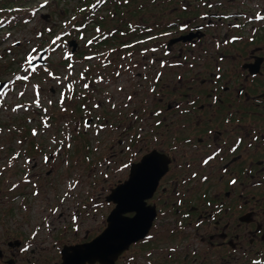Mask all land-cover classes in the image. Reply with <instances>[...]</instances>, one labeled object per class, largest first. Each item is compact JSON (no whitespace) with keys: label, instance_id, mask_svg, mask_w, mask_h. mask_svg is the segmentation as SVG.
<instances>
[{"label":"rangeland","instance_id":"obj_1","mask_svg":"<svg viewBox=\"0 0 264 264\" xmlns=\"http://www.w3.org/2000/svg\"><path fill=\"white\" fill-rule=\"evenodd\" d=\"M85 1H30L33 7L28 9V15L25 9L19 12L22 23L0 28V79L10 80L0 93V248L5 256H15V264L58 262L64 242L85 239L105 227V217L114 202L104 195L118 178L128 173L127 166L122 164L132 148L127 144L132 131L140 130L139 124L144 126L142 131L152 128L150 108L163 102L158 99L159 88L188 86L194 84L189 81L191 74L204 76L210 72L209 66L199 62L191 67L185 63L173 65L168 60L174 57L159 50L157 57L164 56L166 62H156L151 67L152 72L155 68L159 72L152 86L147 78L150 68L142 63L143 54L116 47L121 46L114 38L119 31L116 26L121 24L118 18L104 16L107 4L94 5L89 13L73 22L80 18L78 6L82 7ZM228 2L225 11L236 13V20L248 18L243 39L235 45L229 39L223 42L221 31L227 28V20H235V14L224 20L221 14L222 18H215L208 31L217 29L220 33L207 36V42L214 49L212 57L217 52L216 43L235 54L223 56L220 62L222 67L235 71L244 59L243 53L259 41L257 37L251 40L248 34L264 28V0ZM146 4H150L146 14L155 10L175 11L170 3ZM100 15L102 19L95 20ZM122 27L125 30L126 26ZM70 37L76 40L73 50L67 40ZM261 44L264 46V41ZM178 46L179 43L173 44L172 56L177 54ZM43 48L46 60L29 64L32 55ZM192 117L191 113L186 117L188 130L195 125ZM158 126L159 134L168 135L171 130L182 134L175 124L161 122ZM174 140L182 143L174 153L185 152L184 163L188 160L197 165L194 157L189 156L191 145ZM213 179H204L205 186H211ZM164 196L159 193L157 198H148L158 200L160 210L166 211V215H156L151 227L153 235L147 237L151 241L132 243L122 251L118 264L123 260L126 264L218 262L213 258L217 256L214 246L209 250L203 236L212 230V225L204 222L194 228L190 215L180 216L181 210L175 209ZM254 203L259 209L264 206L260 200ZM176 217L186 223L181 224ZM237 228L242 230L241 226ZM9 239H18L19 244L8 245ZM5 262L0 257V264Z\"/></svg>","mask_w":264,"mask_h":264},{"label":"flooded vegetation","instance_id":"obj_2","mask_svg":"<svg viewBox=\"0 0 264 264\" xmlns=\"http://www.w3.org/2000/svg\"><path fill=\"white\" fill-rule=\"evenodd\" d=\"M199 14L185 22L182 30L171 28L169 33H165L167 39L164 38L160 44L154 39L150 47L136 49L145 53L146 59L142 63L150 68L147 78L152 74L151 67L157 62L156 46L162 54L174 57L168 60L173 65L185 63L191 67L199 62L200 65L209 66L210 72L204 76L191 74L189 81H194V84H180L176 88L167 85L157 90L160 93L157 98L163 102H157L150 108L152 128L142 131L144 126L139 124L140 130L132 131L127 144L129 148L132 145L133 149L128 158H124L122 166L126 165L129 173L131 162L141 160L149 151L161 153L167 161L151 195L165 194L164 199L170 201L175 209L181 210L180 216L190 215L191 221L195 222L194 228L204 222L212 225V230L203 236L209 250L214 246L217 256L213 258L218 262L209 263L264 264V206L259 209L254 203L259 200L264 202V46L261 44L264 41V28L256 34V30L248 34L251 40L257 37L259 41L243 53L244 59L238 67L234 66L233 71L220 63L223 56H235L232 51H226L216 43L217 52L212 57L214 49L209 48L207 36L219 35L220 32L217 29L208 32L211 29L208 24L213 17L205 16L204 11ZM236 19L225 23L228 26L221 31L223 42L229 39L235 45L243 39L248 29L247 19L246 25ZM231 24L234 28L229 32ZM200 28L204 29L201 35L196 32ZM186 31L190 34L189 39L175 38ZM175 43H179L178 52L172 56ZM162 60L166 61L165 58ZM158 76L156 73L149 78L152 86H155ZM198 80L201 84L196 85ZM164 93H168L166 98ZM190 113L195 125L188 130L185 127L188 124L186 117ZM161 122L164 125H177L182 134L177 135L172 130L168 135L163 132L159 134L158 124ZM148 136L150 138L145 139ZM174 139L191 145L189 156H193L199 166L191 165L188 160L186 165L183 161L185 152L182 155L174 153L182 144ZM128 173L116 181L125 179ZM207 178H214L211 186H205L204 179ZM148 198L146 200L153 203L157 210L155 217L164 212L160 210L158 200ZM237 208L241 210L238 212ZM175 220L183 225L186 223L180 217ZM240 226L241 231L237 228ZM5 253L3 250L0 255L3 260L8 257ZM13 257L12 264H15Z\"/></svg>","mask_w":264,"mask_h":264},{"label":"water","instance_id":"obj_3","mask_svg":"<svg viewBox=\"0 0 264 264\" xmlns=\"http://www.w3.org/2000/svg\"><path fill=\"white\" fill-rule=\"evenodd\" d=\"M69 42L73 48L76 47L75 38L70 37ZM44 50L33 54L31 62H43ZM7 83V79H0V92ZM162 156L161 153L149 151L141 160L131 162L127 177L111 186L105 195L115 202L107 212L105 227L89 239L64 242L59 250L61 259L53 264H86L91 261L114 264L122 249L128 247L132 240L146 235L157 212L154 204L147 202L146 197L153 193L158 177L165 169L167 159ZM16 242L19 240H10L8 243ZM2 252L0 249V254ZM7 260L9 263L12 261L11 258Z\"/></svg>","mask_w":264,"mask_h":264},{"label":"trees","instance_id":"obj_4","mask_svg":"<svg viewBox=\"0 0 264 264\" xmlns=\"http://www.w3.org/2000/svg\"><path fill=\"white\" fill-rule=\"evenodd\" d=\"M31 3L34 0H30ZM29 0H0V28L3 25L6 27L13 26L16 23H22L23 16L19 14L23 9H25L28 15V9L32 8L33 5ZM152 3L153 6L156 4L170 3L173 5L174 12H167L165 10L156 12L153 11L152 14H146L149 10L146 3ZM86 0L82 7L78 6L80 13V18L78 20L74 19L73 22L79 21L82 16L89 13L92 7L96 4H107L105 7L106 13L104 16H112V18L120 21L121 25L116 26L118 29V35L115 33L114 38L118 40V43L123 47V42H128L129 40L143 38L144 41L150 42L151 40L161 42L160 39L163 37L165 32L171 30V28L177 27L181 30L185 27L187 21H190L192 17L199 16L200 11H220L225 12L226 6L228 5V0H184L180 3V0ZM227 1L226 5L225 2ZM151 4V5H152ZM36 6H40L37 5ZM34 6V7H36ZM122 11V12H121ZM146 11V13H145ZM140 12V13H139ZM140 14V15H138ZM102 19V16L95 17V20ZM225 19V16L222 20ZM25 20V19H24ZM129 22L132 25L129 26ZM100 22V21H99ZM184 22L182 26L179 27V23ZM186 22V23H185ZM122 24L126 26L123 30ZM131 27V28H130ZM108 39V38H104ZM134 45L130 48H138L137 43H141L139 40L133 41ZM129 43V42H128ZM129 47V46H128ZM129 50V48H128ZM133 50V49H132ZM124 51V50H118ZM126 51V50H125ZM124 51V52H125ZM149 242V241H148Z\"/></svg>","mask_w":264,"mask_h":264},{"label":"snow or ice","instance_id":"obj_5","mask_svg":"<svg viewBox=\"0 0 264 264\" xmlns=\"http://www.w3.org/2000/svg\"><path fill=\"white\" fill-rule=\"evenodd\" d=\"M25 79H26V77H25Z\"/></svg>","mask_w":264,"mask_h":264}]
</instances>
